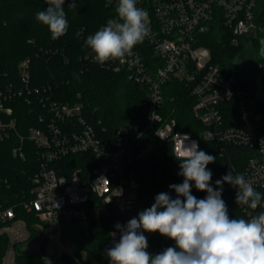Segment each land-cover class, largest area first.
I'll return each instance as SVG.
<instances>
[{"label": "built area", "instance_id": "1", "mask_svg": "<svg viewBox=\"0 0 264 264\" xmlns=\"http://www.w3.org/2000/svg\"><path fill=\"white\" fill-rule=\"evenodd\" d=\"M136 7L148 12L150 33L144 41L159 63L153 60L150 68L134 47V57L99 66L125 72L131 83L145 88L143 129L121 126L112 138H104L107 132L97 131L89 122L83 104L62 103L53 97L50 86H33L30 59L19 64L16 75L0 70V143L9 144L13 159L26 162L30 149L35 159L27 188L14 192L13 183L0 177V239L4 237L7 245L2 264H17V246L31 242L34 231L46 237L42 227L51 226L57 233L63 224L88 225L112 211L118 217L110 246L118 242L115 226L126 225L140 202L134 164L141 136L150 132L170 144L178 165L180 153L191 141L200 149L199 139L179 132L176 120H166L162 114L163 89L170 81L186 85L194 98V117L204 126L202 137L221 148V167L214 180L228 172L244 175L261 194V204L255 210L237 204L242 218L248 220L264 211V131L250 119L254 99L240 88L237 75L213 62L200 38L222 27L234 44L250 37L264 41V0H136ZM135 57L139 63L130 64ZM86 59L94 62L89 55ZM230 101L235 102L243 126L225 122L223 107ZM26 106L36 116L38 127L29 126L23 133L18 115ZM229 147H242L246 155L234 157ZM72 156L81 157V165L65 172L64 162ZM223 190L236 197L232 185L224 183ZM46 238L56 240L55 236Z\"/></svg>", "mask_w": 264, "mask_h": 264}, {"label": "trees", "instance_id": "2", "mask_svg": "<svg viewBox=\"0 0 264 264\" xmlns=\"http://www.w3.org/2000/svg\"><path fill=\"white\" fill-rule=\"evenodd\" d=\"M69 3L70 1L65 0L68 30L60 38L53 39L48 27L36 20V13L45 10L47 0H0V70L8 76L16 75L19 64L24 59H30L33 86H50L53 97L62 103L83 104L84 114L89 122L97 131L105 129L107 132L104 138H112L121 126L143 129L147 122L146 107L143 104L146 98L145 88L131 83L125 72L106 71L98 63L86 59L88 55L93 57L85 45L87 36L94 35L101 27L106 26L109 19L117 18L118 0H75V8H69ZM77 32L81 33L79 37L75 35ZM200 38L201 44L210 50L213 62L241 79L240 88L254 99L255 105L257 76L263 71H258V67L264 62L256 49L260 44L262 47L259 50L263 51L262 40L250 37L234 44L232 37L222 27L211 30ZM248 44L255 50L252 67L243 66L238 61L242 49ZM135 48L150 68L153 60H158L159 63L145 41ZM163 92L164 118H174L179 132L199 139V150L216 157L215 162L207 165V169L212 172L210 184L215 188L214 175L220 170L222 161L220 146L202 137L204 126L194 117V98L189 95L185 84L170 81ZM235 105L234 101L224 105V120L230 125L243 126L244 122ZM254 105L250 117L252 121H255ZM19 112L20 131L26 133L29 126L38 127L36 116L28 106L20 108ZM260 125L264 131V122ZM228 150L234 157L244 156L247 152L242 147H229ZM135 155L134 178L140 184V202L130 215L133 218L151 207L156 195L161 192H167L175 198L176 193L169 189V185L181 184L184 180V177L178 175V163L170 144L154 138L150 132L139 139ZM27 159L26 162L13 159L9 144L0 143V177L13 183L14 192L29 186L35 170L32 166L35 161L32 149ZM64 163L67 167L64 171L69 172L81 165V157L72 156ZM191 194L197 199H203L207 195L206 192L196 190L194 182ZM222 199L230 219L242 218L240 207L232 193L223 190ZM110 213L107 217L101 216L88 222L87 237L75 234V243L87 251V257L84 259L78 253L75 258L63 254L61 257L64 264H110L106 249L111 248L110 234L118 217L117 213ZM32 221L34 220L31 219L30 222ZM145 236L148 241L147 251L152 255L159 254L168 247H175L174 240L159 232H146ZM33 239H42L44 244L46 242V237L37 231L33 232ZM6 249V239L3 237L0 239V264L3 263ZM17 259V264H44L43 258L36 254L18 255Z\"/></svg>", "mask_w": 264, "mask_h": 264}, {"label": "clouds", "instance_id": "3", "mask_svg": "<svg viewBox=\"0 0 264 264\" xmlns=\"http://www.w3.org/2000/svg\"><path fill=\"white\" fill-rule=\"evenodd\" d=\"M64 5L65 0H47L45 10L36 13V20L48 27L53 39L60 38L69 27ZM68 7L75 8V0H70ZM116 17L85 40L93 61L100 65L134 57V47L150 33L148 12L136 7V0H118ZM129 63H139V58ZM178 159L183 183L169 185L176 197L161 192L151 207L126 225L115 226L120 236L106 249L110 264H264V211L248 220L230 219L222 199L223 184L228 183L237 189L236 203L255 210L261 204V194L252 183L242 174L228 172L215 181L214 188L207 165L216 157L199 150L196 141H191ZM193 182L196 190L207 193L205 198L191 194ZM144 232H159L174 240L175 247L152 255L147 251Z\"/></svg>", "mask_w": 264, "mask_h": 264}, {"label": "rangeland", "instance_id": "4", "mask_svg": "<svg viewBox=\"0 0 264 264\" xmlns=\"http://www.w3.org/2000/svg\"><path fill=\"white\" fill-rule=\"evenodd\" d=\"M240 43V40L238 41ZM237 43V44H238ZM262 46L259 44L257 46V52H259V58H264L263 51L259 50ZM238 61L243 66L252 67L253 58L255 55V50L252 46L245 45L242 49ZM252 69V68H250ZM264 70V62L260 63L258 71ZM88 226L86 223H73V224H63L59 227L57 233L53 231L51 226L42 227V230L46 232V237L55 236L56 240H51L46 238V242L41 239H33L27 244L18 245L16 248L17 255H28L36 254L43 258L44 264H64L62 260V255L67 254L73 258L77 256V253L84 259L87 257V251L83 248H79L77 243H75V234L80 233L87 237Z\"/></svg>", "mask_w": 264, "mask_h": 264}, {"label": "water", "instance_id": "5", "mask_svg": "<svg viewBox=\"0 0 264 264\" xmlns=\"http://www.w3.org/2000/svg\"><path fill=\"white\" fill-rule=\"evenodd\" d=\"M262 49L264 53V47ZM256 86H257V90H256L257 93L255 94L254 119L255 121L261 123L264 122V70L258 74ZM179 171L180 168L178 165L177 172Z\"/></svg>", "mask_w": 264, "mask_h": 264}]
</instances>
